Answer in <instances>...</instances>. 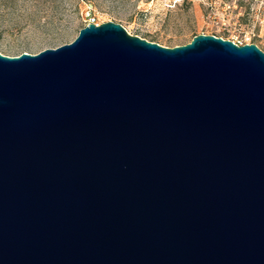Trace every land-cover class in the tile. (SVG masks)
Returning a JSON list of instances; mask_svg holds the SVG:
<instances>
[{"label":"water","instance_id":"water-1","mask_svg":"<svg viewBox=\"0 0 264 264\" xmlns=\"http://www.w3.org/2000/svg\"><path fill=\"white\" fill-rule=\"evenodd\" d=\"M0 264H264V51L109 20L0 52Z\"/></svg>","mask_w":264,"mask_h":264},{"label":"rangeland","instance_id":"rangeland-1","mask_svg":"<svg viewBox=\"0 0 264 264\" xmlns=\"http://www.w3.org/2000/svg\"><path fill=\"white\" fill-rule=\"evenodd\" d=\"M112 20L164 46L213 34L264 51V0H0V52L36 54L71 42L87 23Z\"/></svg>","mask_w":264,"mask_h":264},{"label":"built area","instance_id":"built-area-1","mask_svg":"<svg viewBox=\"0 0 264 264\" xmlns=\"http://www.w3.org/2000/svg\"><path fill=\"white\" fill-rule=\"evenodd\" d=\"M86 15H87V17H88L86 25H87L88 23H95V24H98V22L96 21V18H95V16H94L93 13L88 12ZM238 44H239V43H238Z\"/></svg>","mask_w":264,"mask_h":264}]
</instances>
